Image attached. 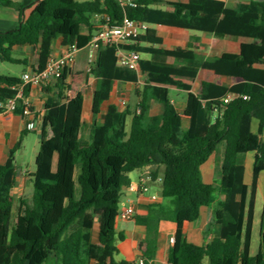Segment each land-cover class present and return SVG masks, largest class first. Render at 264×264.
<instances>
[{
	"label": "trees",
	"instance_id": "obj_1",
	"mask_svg": "<svg viewBox=\"0 0 264 264\" xmlns=\"http://www.w3.org/2000/svg\"><path fill=\"white\" fill-rule=\"evenodd\" d=\"M132 1L135 7L122 6L116 0H40L18 28L0 31V60L25 64L13 58L14 49L38 47L37 67L32 71H41L51 58L54 40L60 37L69 47L75 45L87 54L83 48L93 36L91 32L81 36L80 28L86 25L91 30L94 16L110 26L127 17L218 36L222 35L220 21L239 23L248 40L240 44L238 55L202 64L191 52L156 48L162 42L156 36H139L122 46L149 56L139 60L138 70L118 66L116 46H101L86 72V79L102 80L93 97L94 119L88 138L84 137L82 96L66 99L69 70L43 87L47 98L31 197L15 200L12 196L17 179L15 153L20 144L0 155V264H136L115 259L116 242L123 239L115 226L123 189L131 184L129 174L143 169L151 171L154 181L161 176L163 198L170 201L150 205L146 215L136 217L147 230L140 244V264L154 260L162 221L177 225L168 264H206V260L209 264H264V209L259 250L256 255L250 252L258 178L264 171L260 138L264 128V0L236 3L231 9L214 7L212 0L167 1L172 11L151 8L153 0ZM0 3L20 12L23 9L10 0ZM169 60L183 65L178 67ZM201 67L238 74L244 81L230 89L202 83L197 94H188L185 115L190 122L184 126L169 88L187 89L173 77H195ZM139 79L144 86L138 92L136 109L110 107L99 122L97 116L110 98L113 82ZM20 84L19 78L0 75V102L15 98V87ZM229 92L248 99L225 104ZM27 96L25 88L24 99ZM152 100L162 104L161 114L150 115ZM25 108V101L17 99L13 113L25 116ZM253 119L260 122L257 134L251 131ZM221 144V177L205 184L201 167ZM250 152H255V160L252 183L247 185L244 158ZM202 207L212 209L208 233L217 226L220 233L209 244L199 246L186 239L184 223L196 221Z\"/></svg>",
	"mask_w": 264,
	"mask_h": 264
},
{
	"label": "crops",
	"instance_id": "obj_2",
	"mask_svg": "<svg viewBox=\"0 0 264 264\" xmlns=\"http://www.w3.org/2000/svg\"><path fill=\"white\" fill-rule=\"evenodd\" d=\"M13 3L19 4L23 7L22 11H18L12 7H6L0 3V31H10L18 28L20 24L25 20V18L33 11L40 0H10ZM78 2H90L93 0H76ZM154 2L150 5L151 8L172 11V7L168 5L167 1H177V0H153ZM185 1V0H178ZM252 0H212L211 5L214 7L222 9H231L236 3H249ZM99 16H94L91 20V30L83 25L80 28L81 36H88L90 32L92 33V39L100 31L102 25ZM146 23V22H144ZM148 30L141 33L140 36L151 35L156 36L161 39V44L154 45L156 48L164 50H176L182 49L187 52H191L194 55L196 61L202 64H212L221 60L225 55H238L240 52V44L243 41L248 40L244 36V25L239 23H227L220 21L219 30L222 33L221 36L215 33L209 32H199L189 29H183L179 27L159 25V24H149ZM92 39L84 45V50L78 51L76 55V61L74 67L69 70V75L67 78V83L70 88L66 91V99L70 100L80 94L84 100L83 108V121H84V137L88 138L89 128L93 122V97L96 91H98L102 85V80L96 77H89L86 79V72L89 70L88 66V46ZM130 42L127 45H130ZM142 45L149 46L148 43H143ZM53 50L51 57H60L66 53L69 46L65 42L64 38H57L53 42ZM85 51V52H86ZM140 54V53H139ZM39 55L38 47H17L12 52L13 58L17 60L25 61L24 69L20 72L19 76H13L21 79L23 72H32L33 68L37 67V59ZM149 56L140 54V59H148ZM170 63L181 67L183 63L169 60ZM0 63L1 62L0 60ZM1 67V66H0ZM79 71V79L76 83L72 82L74 73ZM7 75V74H0ZM12 76V75H8ZM178 82L186 85L188 88H169V95L171 102L177 110L178 114L182 119L184 126H188L190 119L185 115V110L187 107V97L188 94H197L201 89L202 83H212L216 85L226 86L228 89L238 85L244 81L241 75L229 73L227 71H216L214 69H207L201 67L195 77L187 76H177L173 77ZM144 86V81L139 79L137 82H124V81H114L112 84V91L110 98L101 105L100 113L97 116L99 122H103L106 113L110 107H117L121 110L129 108L134 111L139 103L140 98L138 97V92L142 90ZM28 96L24 99L32 108L31 116H22L15 113H2L0 114V155L6 149H13L18 144L19 149L15 153V165L17 172L16 185L12 190V196L15 200L23 197H31L33 195V184L32 175L36 171V157L40 148V140L30 139L29 134L34 133L40 137L41 131H26L24 126L27 122L32 119L37 118L41 121L45 114V101L47 95L38 86L28 85ZM232 93V92H229ZM228 93V94H229ZM163 112V106L157 101L152 100L150 103L149 113L152 116L159 115ZM217 115V111L214 109V116ZM130 120V119H128ZM131 121V120H130ZM260 122L257 119H253L251 122V131L257 134L259 131ZM128 127V121H127ZM202 133H207V128L203 127ZM262 142H264V128L262 134L260 135ZM30 144H33L34 157L32 161L26 158V151ZM222 145V144H221ZM223 155V148L221 153H213L209 160L201 167L202 179L205 184H212L219 177H216V171L218 164L221 167V158ZM34 160V161H33ZM255 160V152L248 153L244 158L245 175L244 182L247 185H251L253 178V167ZM35 166V170L33 169ZM147 169L134 171L137 172L136 177H132V173L129 174L131 183H136L140 176ZM160 179V180H159ZM151 186L157 188V194L161 192L162 189V178L158 177ZM145 194L139 195L136 192L129 190V187H124L123 197L120 204V211L126 208L128 205H132L135 210V216L131 220L121 221L117 220L115 230L117 234L123 236L122 240L116 242L118 248V253L115 256L117 261H129L140 264L142 260V253L140 250V244L145 241L147 236L146 227L139 225L136 222L137 216H144L148 213V207L156 203L168 204L169 199H165L159 196L158 202L154 203L150 199V195ZM261 200V214L264 209V171L259 174L258 178V191L256 196V203L254 208V223H253V233L256 226V207L258 202ZM261 218V216H260ZM212 219V209L210 207H202L200 209V216L194 222L184 223V235L188 242L195 245H206L209 244L215 237L220 233V227H214L208 233L209 223ZM98 226H96V229ZM177 225L171 221H162L159 225V235H158V248L156 251V256L151 264H168V254L173 243L171 238H175ZM260 233V226H259ZM260 239V238H259ZM259 250V248H258ZM251 255L252 254V242H251ZM258 252V251H257ZM257 254V253H256ZM255 254V255H256ZM209 264V260L205 261Z\"/></svg>",
	"mask_w": 264,
	"mask_h": 264
},
{
	"label": "built area",
	"instance_id": "obj_3",
	"mask_svg": "<svg viewBox=\"0 0 264 264\" xmlns=\"http://www.w3.org/2000/svg\"><path fill=\"white\" fill-rule=\"evenodd\" d=\"M116 1L122 6H136V3L132 0ZM147 30L148 26L146 23L135 21L127 17H125L119 25H102L100 31L96 34L88 46V66L91 67L95 63L97 53L101 46L114 45L117 47L116 57L118 66L130 70H138L140 54L135 51L125 50L122 46H126L138 38L141 33L146 32ZM77 53L78 48L75 45L70 46L64 55L60 57H51L45 69L41 71L23 72L21 75V84L15 87L17 89L16 97L6 102H0V109L2 110L0 114L14 112L16 108V100H24V90L26 86L31 84L38 86L43 90V87L55 83L59 78H61L65 70H71L74 67ZM238 98H243L244 100L248 99L247 96H239L235 93H229L225 97L224 103L229 104ZM25 105L26 108L24 109V115L31 116L32 110H30L29 104L25 102ZM42 125L43 120L39 121L37 118H34L25 124L24 129L26 131H41ZM155 181L152 178L151 171L147 169L136 183L130 184L129 190L142 196L149 194L151 191L150 186ZM150 196L152 202H158L159 195L157 193H153ZM134 216V207L132 205H128L126 208L119 211L118 219L126 221L133 219ZM171 242L174 243V238H171Z\"/></svg>",
	"mask_w": 264,
	"mask_h": 264
},
{
	"label": "rangeland",
	"instance_id": "obj_4",
	"mask_svg": "<svg viewBox=\"0 0 264 264\" xmlns=\"http://www.w3.org/2000/svg\"><path fill=\"white\" fill-rule=\"evenodd\" d=\"M0 74H7V75H12V76H19L20 72L22 71V69H24V64L23 63H7V62H3L0 63ZM79 71H76L74 73V76L72 78V82L76 83L77 79H79ZM130 128V120H128V127L127 129L129 130ZM30 139L32 140L31 142H33V140H36L37 142H39L40 137L34 133H30L29 134ZM223 148V144L220 145L217 149V153L220 154L221 150ZM26 158H28V160L32 161V158L34 157V149H33V144H30L27 148L26 151ZM34 161V160H33ZM33 169L35 170V166L33 165ZM137 172H133L132 173V177H136ZM221 175V167L218 164L217 167V171H216V177H219ZM151 189V193H156L157 192V188L155 186H150ZM219 198V197H218ZM261 200L260 202H258V205L256 207V218H255V222H256V226L254 228V234H253V240H252V254L255 255L258 251L259 248V244H260V239H259V226H260V216H261Z\"/></svg>",
	"mask_w": 264,
	"mask_h": 264
},
{
	"label": "water",
	"instance_id": "obj_5",
	"mask_svg": "<svg viewBox=\"0 0 264 264\" xmlns=\"http://www.w3.org/2000/svg\"><path fill=\"white\" fill-rule=\"evenodd\" d=\"M159 196H160V197H163V193H162V192H160V193H159Z\"/></svg>",
	"mask_w": 264,
	"mask_h": 264
}]
</instances>
